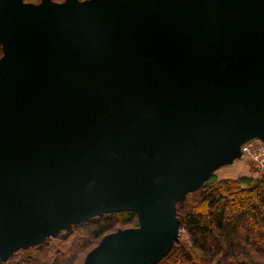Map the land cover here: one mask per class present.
Wrapping results in <instances>:
<instances>
[{"label":"water","instance_id":"1","mask_svg":"<svg viewBox=\"0 0 264 264\" xmlns=\"http://www.w3.org/2000/svg\"><path fill=\"white\" fill-rule=\"evenodd\" d=\"M0 260L134 213L83 264H158L176 204L264 143V0H0Z\"/></svg>","mask_w":264,"mask_h":264},{"label":"trees","instance_id":"2","mask_svg":"<svg viewBox=\"0 0 264 264\" xmlns=\"http://www.w3.org/2000/svg\"><path fill=\"white\" fill-rule=\"evenodd\" d=\"M240 183L215 182L210 176L201 188L177 203L179 228L187 235L189 246L177 240L158 264H172L174 259L182 264H264V176L245 187ZM197 194L196 202L187 206ZM115 215L136 220L138 226L134 213L101 215L62 232L57 245L47 239L28 250H18L0 264H71L80 248L88 245L87 238L100 242L114 232L109 221Z\"/></svg>","mask_w":264,"mask_h":264},{"label":"rangeland","instance_id":"3","mask_svg":"<svg viewBox=\"0 0 264 264\" xmlns=\"http://www.w3.org/2000/svg\"><path fill=\"white\" fill-rule=\"evenodd\" d=\"M40 0H26L27 3H38ZM55 2H63L64 0H53ZM262 176H264V169L262 172L257 174L256 168L253 166V164L250 162L248 158H242L240 160L234 161L231 165L222 167L215 171L211 175V180L218 182V181H239L241 182L240 184L242 186L249 185L248 182L251 180H258ZM198 199V194L191 198L190 201L187 204L189 206L191 202H196ZM182 212H184V208L180 210V214L182 215ZM126 216L125 215H118V216H112L110 218V226L112 227V230L115 232L117 229H126V228H135L137 225L136 220L133 221H125ZM63 233L58 235L57 237L54 238H49L50 242L53 245H57L59 242L60 238H63ZM240 236H238L239 238ZM88 242V245L86 248L84 247L83 249L80 248L81 253H78L76 256L75 260L71 264H83L84 259L86 255L88 254L89 251H91L99 242V240H92L90 238L86 239ZM178 240H180L182 243H185L186 245L189 246L188 240H187V235L185 234L184 230L180 229V235L178 237ZM45 242V241H44ZM27 260L26 258H24ZM177 259H174L172 264H182L180 262H177Z\"/></svg>","mask_w":264,"mask_h":264},{"label":"built area","instance_id":"4","mask_svg":"<svg viewBox=\"0 0 264 264\" xmlns=\"http://www.w3.org/2000/svg\"><path fill=\"white\" fill-rule=\"evenodd\" d=\"M241 158H248L257 170V174L264 169V143L252 140L241 147Z\"/></svg>","mask_w":264,"mask_h":264}]
</instances>
